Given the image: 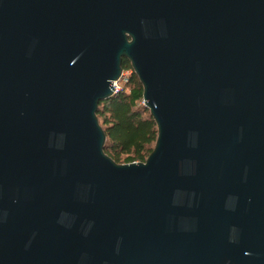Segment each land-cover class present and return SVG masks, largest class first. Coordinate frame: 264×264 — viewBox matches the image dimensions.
<instances>
[{
    "label": "water",
    "instance_id": "water-1",
    "mask_svg": "<svg viewBox=\"0 0 264 264\" xmlns=\"http://www.w3.org/2000/svg\"><path fill=\"white\" fill-rule=\"evenodd\" d=\"M123 60L157 128L129 164ZM0 264H264V0H0Z\"/></svg>",
    "mask_w": 264,
    "mask_h": 264
},
{
    "label": "trees",
    "instance_id": "trees-1",
    "mask_svg": "<svg viewBox=\"0 0 264 264\" xmlns=\"http://www.w3.org/2000/svg\"><path fill=\"white\" fill-rule=\"evenodd\" d=\"M124 72H130L128 81L97 109L98 121L105 132L104 152L116 163L144 162L151 153L156 138V124L149 110L143 106L142 86L128 61L123 60Z\"/></svg>",
    "mask_w": 264,
    "mask_h": 264
},
{
    "label": "built area",
    "instance_id": "built-area-1",
    "mask_svg": "<svg viewBox=\"0 0 264 264\" xmlns=\"http://www.w3.org/2000/svg\"><path fill=\"white\" fill-rule=\"evenodd\" d=\"M130 72H124L122 71L121 76L118 81H116L114 87H113V95H115L118 91L121 90V82L126 83L128 81V76ZM143 104V102H142Z\"/></svg>",
    "mask_w": 264,
    "mask_h": 264
},
{
    "label": "rangeland",
    "instance_id": "rangeland-1",
    "mask_svg": "<svg viewBox=\"0 0 264 264\" xmlns=\"http://www.w3.org/2000/svg\"><path fill=\"white\" fill-rule=\"evenodd\" d=\"M123 82H121V86H123ZM99 123L101 124V121L99 120ZM124 159H125V156L123 155V156H121V160H120V163L119 164H127V163H123V161H124Z\"/></svg>",
    "mask_w": 264,
    "mask_h": 264
},
{
    "label": "flooded vegetation",
    "instance_id": "flooded-vegetation-1",
    "mask_svg": "<svg viewBox=\"0 0 264 264\" xmlns=\"http://www.w3.org/2000/svg\"><path fill=\"white\" fill-rule=\"evenodd\" d=\"M123 64V63H122Z\"/></svg>",
    "mask_w": 264,
    "mask_h": 264
}]
</instances>
